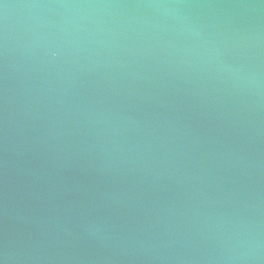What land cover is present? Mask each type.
<instances>
[{
	"label": "water",
	"instance_id": "water-1",
	"mask_svg": "<svg viewBox=\"0 0 264 264\" xmlns=\"http://www.w3.org/2000/svg\"><path fill=\"white\" fill-rule=\"evenodd\" d=\"M0 264H264V0H0Z\"/></svg>",
	"mask_w": 264,
	"mask_h": 264
}]
</instances>
